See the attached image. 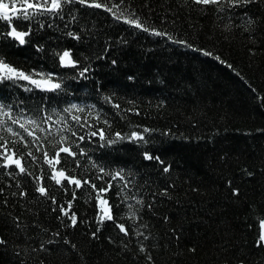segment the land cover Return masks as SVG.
Wrapping results in <instances>:
<instances>
[{
  "label": "trees",
  "instance_id": "obj_1",
  "mask_svg": "<svg viewBox=\"0 0 264 264\" xmlns=\"http://www.w3.org/2000/svg\"><path fill=\"white\" fill-rule=\"evenodd\" d=\"M132 6L147 18L146 23L175 32L199 46L215 49L233 68L214 57H206L194 49L184 48L139 29L130 34L123 22L98 10L91 18L95 26H89L94 41L92 51L98 52V44L103 45L106 34L112 35L114 43L110 58H117L118 65L110 67L105 62L102 67L96 68V77L105 85L104 93L116 94L114 98L120 101V109L100 99L92 80L67 81L71 86L69 100L65 101L61 96L48 107L63 108L71 102L96 103L98 108H104L113 122L108 129L110 132H130L133 128L142 130L137 127L140 125L154 130L146 133L150 137L148 145L132 141H120L114 146H98L88 140L83 143L90 149L89 155H94L105 164L116 166L126 162L127 167L133 170L134 183L141 189L139 195H143L146 201L157 195V200L152 201L155 208H145L143 219L150 224L151 242L158 245L153 253L156 264H217L220 256L218 249L222 250L226 242L230 253L234 250L247 252L255 264H260L264 249H258L253 243L256 226L252 229L248 226L264 213V196L261 195L264 174L260 173L264 167V134L256 131L264 129V107L258 106L252 92L255 88L264 93V53L250 56L248 42L239 34L229 36L225 32L221 37L220 30L213 27L212 17L192 13L189 18L183 9L174 17L170 9H176V0H132ZM165 16L168 22H165ZM122 31L127 44L115 40V36ZM39 37L46 44L47 55L43 52L37 54L31 45L0 48V52L26 70L36 66L51 70L55 67L50 59L51 49L67 46L71 38L63 36L58 29L47 30ZM129 75H135L136 79L128 80ZM4 95H19L21 99L28 97L31 105L40 99V95L32 96L18 86L4 90ZM161 101L167 103L159 106ZM129 107L140 108V114L128 112ZM164 129H171L172 134H165ZM249 129L253 131L249 133ZM83 131L87 132V129ZM93 140L98 141L99 137H93ZM143 150L159 152L165 162L173 164L171 172L163 173L158 162L143 159ZM106 152L110 155L106 156ZM224 153L231 154L226 162L221 159ZM25 160L31 165L29 157L25 156ZM68 162L67 158L62 161L64 164ZM84 163H87L86 158L82 160V165ZM245 166L256 171L257 175L254 178L242 176L241 170ZM75 174L80 175L81 168H77ZM0 176L4 174L0 172ZM20 178L29 190L24 203L0 193V201L8 199L9 205H15L11 211L21 216L20 223L23 225L22 229L13 227L11 220L3 217L8 209L0 208V234L8 239V249L0 256L4 264H8L12 249L17 245L21 249L22 264H38L39 252L33 250L36 244L30 237L38 233L37 239H51L56 231L62 236L68 235L77 244L84 253V260L64 250L70 249V246L57 245L51 255L45 254L48 255V264H143V255L139 259L133 255L136 250L134 237L131 251H122L120 246L107 238H124L110 221L105 222L99 239L87 234L90 230L84 223L76 228H63L56 218L58 211H51L47 201L32 199L34 182L31 178L26 175ZM228 178L242 187L244 195L240 201L229 197L225 183ZM4 179L10 178L4 176ZM0 186L6 185L0 181ZM48 186L52 190L51 182ZM163 187H169L171 199L158 192ZM195 188L199 191H193ZM12 190L15 191V188ZM55 194L58 200L64 199L62 191ZM67 198H71L70 195ZM74 209L83 220L94 217L95 211L87 199L86 189L78 190ZM165 215L171 223L163 220ZM33 220H38L39 225L50 231L40 232L39 227L32 224ZM122 222L130 225L129 221ZM173 225L182 232L179 241L171 232ZM192 246L197 247L195 253L187 251ZM11 258L15 259L14 256Z\"/></svg>",
  "mask_w": 264,
  "mask_h": 264
},
{
  "label": "snow or ice",
  "instance_id": "obj_2",
  "mask_svg": "<svg viewBox=\"0 0 264 264\" xmlns=\"http://www.w3.org/2000/svg\"><path fill=\"white\" fill-rule=\"evenodd\" d=\"M176 5L174 11L170 9L174 17L181 9L189 14V18L192 13L205 18L212 17L213 27L220 30L221 37H224L225 32L229 36L239 34L248 42L247 51L250 56H255L257 52L264 53V0H176ZM98 10H103L105 15L110 14L111 18L118 22H123L130 34L139 29L151 36L165 38L173 44L194 49L206 57H214L233 68V65L227 59H222L215 49L199 46L186 37L181 38L175 32L146 23L147 18L132 6V0H0V48L31 45L37 54L43 52L47 55L48 49L39 34L58 29L63 36L71 38L67 46L51 49L50 59L55 65L51 70L39 66L26 70L0 52V172L10 178L4 179V176H0V181L6 185L0 186V193L15 197L24 203L29 196V190L23 186L20 177L26 175L34 182L32 199L37 202L47 201L51 211H58L56 218L63 228H76L80 223H84L90 230L87 234L93 239H99L105 222L110 221L118 234L122 233L124 238L113 240L112 236H108L109 241L120 246L122 251H131L130 245L134 237L136 250L133 255L138 259L143 255V264H156L153 253L158 245L151 242L153 234L149 230L150 224L143 222V219L145 208H155L152 201L157 200V195H152L150 200L146 201L143 195H139L141 189L134 183L133 170L127 167L126 162L116 166L105 164L94 155H89L90 149L83 143L88 140L98 146H114L120 141H132L148 145L150 137L146 136V133L154 130L147 125H140L137 127L142 130L133 128L130 132H110L108 129L113 122L107 117L104 108H98L96 103L86 105L71 102L66 103L63 108L48 107L54 99H60L61 96L65 101L69 100L71 86L67 81L92 80L100 99L106 104H111L113 108L120 109V101L114 98L116 94L104 93L105 85L96 77V68L102 67L105 62H108L110 67L118 65L117 58H110V49L114 43L112 35L106 34L107 39L103 45L98 44L99 51H92L94 41L92 28L89 26H95L91 18L96 16ZM165 22H168L167 16ZM115 40L121 44L128 43L123 31L115 36ZM127 79L134 80L136 77L129 75ZM17 86L32 96L40 95V99L31 105L28 97L21 99L19 95H4V90ZM252 92L258 106L264 107V93L255 88H252ZM166 103L167 101H161L159 106ZM127 111L140 114L141 109L129 107ZM85 113L87 115H84ZM83 129H87V132ZM247 131L250 133L253 130ZM256 131L264 134V129ZM164 133L172 134V130L164 129ZM93 137H99V140H93ZM105 155L110 153L106 152ZM25 156L30 158L31 165L25 160ZM142 157L158 162L163 173H170L173 169V164L165 162L159 152L143 150ZM230 157V153H224L221 159L226 162ZM65 158L69 161L67 164L62 163ZM85 158L87 163L82 165ZM77 168H81L80 175L75 174ZM260 173L264 174V167L260 169ZM241 175L254 178L257 172L245 166ZM49 182L52 190L48 186ZM225 183L229 197L233 201H240L244 195L242 187L231 178ZM85 189L87 199L95 211L94 217L87 220H83L74 209L78 190ZM56 191L65 194L63 200H58ZM193 191L199 189L195 188ZM158 192L169 199L172 198L169 187L158 189ZM69 195L71 198H67ZM261 195L264 196V189ZM14 207L15 205H9L8 199L0 201V208L8 209L3 213V217L10 219L13 227L22 229L21 216L11 211ZM33 214L35 215V212ZM163 220L171 223L167 215L163 216ZM122 221H129L130 225L126 226ZM137 222H141L138 227ZM32 224L37 225L40 232L50 231L39 225L38 220H33ZM254 225L256 227L253 243L258 249H264V213L248 227L252 229ZM141 228L144 231H141ZM171 232L179 241L182 232L177 226L173 225ZM36 237L38 233H33L30 238L36 244L33 250L39 252L38 264H48V255L54 252L57 245L70 246V249L64 250L71 251L84 260V253L66 234L62 236L61 232L56 231L51 239ZM7 249L8 239L0 234V256ZM187 251L195 253L197 247L192 246ZM218 251L220 256L217 264H255L247 252L234 250L230 253L228 242ZM20 254L21 249L17 245L12 249L8 264H22ZM12 256L15 257L14 260ZM0 264H4L2 259ZM260 264H264V257L261 258Z\"/></svg>",
  "mask_w": 264,
  "mask_h": 264
}]
</instances>
